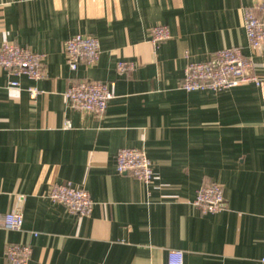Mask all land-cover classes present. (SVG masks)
<instances>
[{"label":"crops","instance_id":"crops-1","mask_svg":"<svg viewBox=\"0 0 264 264\" xmlns=\"http://www.w3.org/2000/svg\"><path fill=\"white\" fill-rule=\"evenodd\" d=\"M254 1L0 0V45L41 54L45 71L32 80L0 68V213L23 215L19 230L0 228V264H11L8 243L30 246L27 264H167L173 249L183 264H264V89L179 87L187 62L228 47L264 79V42L252 49L244 29ZM157 24L170 37L154 46ZM78 33L99 55L71 70L64 45ZM81 80L114 83L103 114L65 102ZM124 147L145 151L150 183L116 171ZM67 182L88 191V215L48 198ZM209 182L221 184L222 208L202 214L192 200Z\"/></svg>","mask_w":264,"mask_h":264},{"label":"built area","instance_id":"built-area-1","mask_svg":"<svg viewBox=\"0 0 264 264\" xmlns=\"http://www.w3.org/2000/svg\"><path fill=\"white\" fill-rule=\"evenodd\" d=\"M244 29L249 46L258 49L264 42V0H255L244 9ZM170 33L165 25L157 24L151 28V43L157 46L168 39ZM64 51L71 70L80 63L92 65L99 55V43L96 38L75 34L65 41ZM41 54L31 51L10 41L0 45V68L9 75L26 76L38 80L45 76ZM131 65L119 61L117 73L126 74ZM243 83H254L264 89V79L253 73V59L244 56L238 47L219 49L205 61H189L186 63L180 88L185 91L210 90L221 91ZM9 86L19 87L18 80L9 81ZM31 98L38 91L28 87ZM114 97V83L94 80H81L71 84L63 93V98L70 107L87 113L101 115L107 103ZM69 127V122L65 123ZM116 171L131 174L135 179L148 184L153 179V168L150 159L141 148L124 147L116 154ZM48 198L54 203L64 205L70 213L88 215L93 201L85 189L76 188L71 183L54 184ZM193 205L202 213H215L222 208L223 192L221 184L209 182L199 187L192 200ZM23 223V215L19 210L0 213V228L19 230ZM5 259L11 264H27L31 256L28 245L8 243L4 250ZM182 250H169L167 264H183Z\"/></svg>","mask_w":264,"mask_h":264}]
</instances>
